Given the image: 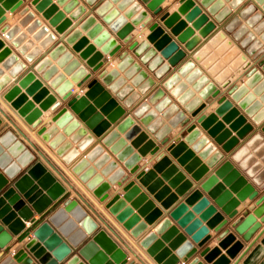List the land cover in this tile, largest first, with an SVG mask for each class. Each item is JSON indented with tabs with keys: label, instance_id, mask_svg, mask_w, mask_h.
I'll use <instances>...</instances> for the list:
<instances>
[{
	"label": "water",
	"instance_id": "water-1",
	"mask_svg": "<svg viewBox=\"0 0 264 264\" xmlns=\"http://www.w3.org/2000/svg\"><path fill=\"white\" fill-rule=\"evenodd\" d=\"M96 1L86 0V3L92 6ZM116 1H121L119 7L127 8L122 17L111 6ZM138 1L145 6V9L134 0H109L96 6L94 14L109 26L118 40L127 44L131 40L129 34L133 31V27L141 24V28L144 29L149 25L152 16L156 17L161 13L160 5L164 0ZM196 1L207 10L209 15L214 17L216 23H224L222 26L224 32L231 36L232 40L249 58L256 60L263 54L264 19L262 14L256 11L253 4L244 5L236 16L227 20L230 12L221 10L219 2L212 4L214 0ZM0 2L3 3L1 9L7 8L10 13L16 11L23 3L22 0H0ZM62 2L68 3L64 11L69 12L70 9L76 8L71 18L83 12V8L77 6L75 0L58 1L59 4ZM243 2L244 0H234L232 5L236 9ZM254 3L260 6L264 12V0H254ZM179 4L180 7L176 13L165 14L160 17L161 25L157 22L150 25L149 34L144 40L138 44L132 43L128 47V50L149 72L153 73L156 79H161L168 72V67L176 66L186 56L185 52L164 31L163 27L176 37V40L183 44L184 49L188 52L192 51L199 43V39L193 37L191 30L187 29L185 23L179 20L180 14L187 15L186 20L194 21L193 28L201 29L200 35L202 37H206L216 28L213 22L208 21L206 15L201 14L200 8L195 6L193 0H179ZM31 5L35 6V10L41 13L45 20H48V24L54 27L58 34H62L70 26L69 20H65L62 13L56 12L54 6L48 7L49 0H32ZM1 9L0 25L5 20ZM147 11L152 16H149ZM22 15L24 18L19 22V25L31 22L25 34L20 33L17 26L3 27L0 33L7 41H10L13 48L17 49V53L24 56V60L30 63L40 54L39 49L33 46L34 41L42 39L39 47L46 48L55 39L48 32V29L42 27L40 21L35 20L34 15L29 13L27 9L22 10ZM126 17L131 19L129 23L125 21ZM242 21H246L245 26L241 25ZM249 28L253 29L251 33H249ZM32 31H36V34L33 35L32 40H26V33H32ZM82 31H88L87 39H94L93 46L88 45L87 40L81 38L80 33ZM256 35L259 36L258 40H255ZM64 42L71 46L73 52L79 54V58L85 61L93 72H97L103 65L101 62L102 54L95 53L94 46L101 47L100 52L109 57L116 55L122 48L116 40L110 39L109 34L103 31L100 24H96L94 17H87L79 25V30H73L69 33L64 38ZM150 45H152L151 48ZM156 52H159L163 59H168L167 66L156 56ZM54 59L57 62L55 66H51V61ZM0 63H2L1 68L3 70L12 67L9 72L12 78L25 70L24 63L19 61L18 56L5 46L2 40H0ZM114 63L117 64V68L112 71L109 69L102 71L98 79L108 87L111 93L116 95L118 100L123 101L122 104L125 108H130L136 101V98H133L135 95L128 96L130 90L125 94L120 93L121 85L118 88L113 87V81L118 77L116 70L129 67V75H135V81H139V84L143 83L138 89L142 93L150 89L154 85V81L148 78L146 72L141 71V67L126 52L120 54ZM58 67L63 69L62 73L57 72ZM258 67H260V71L252 68L246 73L247 80L244 84L232 87L227 91L230 99L237 103V106L256 125H260L264 121V109H262V104H264V59L258 62ZM32 69L40 74L44 81H48V86L55 91L62 101H67L71 97L73 84L80 88L90 78L87 70L78 61L72 59V54L67 52L62 44L55 46L48 57L36 62ZM178 74H190L187 78L189 81L197 80L195 87L204 88L205 99L209 95L214 98L219 94V91L212 84H209L208 79L201 76L199 70L194 69L191 62H185L179 68ZM64 76H69V80L65 81ZM176 82L177 77L172 76L164 83V87L171 90ZM9 83L10 78L3 76L2 70H0V91ZM21 89H24L23 93H21ZM249 89H251L250 94ZM183 91L184 87L179 85L172 91V94L179 97L177 102L184 106V110L191 117H196L203 106L197 109L196 100L188 102L190 100L189 93L180 97L179 95ZM27 96H32L31 102L27 101ZM254 96L259 97L258 101L255 100ZM4 99L33 130L42 121L40 120L42 110L52 113L60 105V102L49 94L48 89L43 87L42 83L35 78L32 71L16 80L14 86L4 94ZM34 103H39V108L35 109ZM156 103H158L155 106L156 111L162 112L167 109L164 116L173 117L170 126H163L160 119L155 120L156 116L153 112H148L150 104L155 105ZM218 105L214 114L200 116L196 119V123L207 131V134L217 145L221 146L223 152L229 153L238 144V141L236 138L230 137V132L224 130L215 116L221 117L222 122L231 123L229 129L236 132V137L239 139H243L250 133L252 126L246 124L245 118L239 116L237 109L233 108L232 104L224 97L219 99ZM69 111L76 115L86 128L97 137L106 131L109 127L108 123L114 124L125 115V111L118 106L109 92L104 90L97 80L89 82L87 92L83 96L72 98L67 102L66 107L52 116L51 121L55 123V128L61 129V134H58L54 127L48 129L41 127L36 130L41 140L61 158L65 165H70L78 154L75 150H71L70 144L65 142L64 137H70L71 133L76 131L70 140L76 142L83 139L77 149H83L92 141L86 136L85 130L79 128L78 121L72 117ZM132 115L140 120V123L154 135L161 146L169 142L167 135L170 133L171 127L175 128L179 124L184 126L189 122L185 114L179 111L175 105H172L160 89H156L146 99V102L138 105L132 111ZM102 117H105L104 121ZM127 129L130 131L125 135V139L130 140L131 137L139 135L132 143L131 148L146 141L138 150L137 155H133L131 148L125 147L124 142L117 139V133ZM261 132L264 134V125L261 127ZM185 133L186 135L181 140L170 142L166 147V152L177 160L178 165L190 175L191 179L198 182L208 172V166L213 167L222 158V154L217 152L215 147L201 136L195 124H190L185 129ZM102 144L122 163L126 171L132 175L135 174L137 183L145 189L146 193L152 196V199L164 211H168V216L154 228L153 232L139 241V246L156 264H178V260L183 258L191 259L188 264H203L193 256L197 253V248H203L210 240L208 229H213L214 232L219 233L228 223L223 215L232 219L237 213L235 209L239 202L246 199L252 201L259 195L258 191L248 184L246 179L229 162L220 165L213 176L208 177L201 184L200 189L206 194V197H203L199 190H193L186 195L192 187L191 182L163 152L155 156V164L151 168L146 166L137 172L136 165L141 157H145L147 154L154 156L159 148L154 142L147 141L144 134H140L139 128L133 125L129 117L122 119L116 126V130L102 139ZM188 146H191L190 150ZM245 147L232 154L231 160L248 178L252 179V183L262 192L264 191L263 138L256 134ZM248 148H255L253 156L261 157L260 163H256L253 156H248ZM195 153L198 154L197 157L194 156ZM35 159V156L11 130H7L0 136V249L11 241V236L3 230V226H6L11 234L18 235L24 229V225L17 220V217L27 221L32 217V211L41 215L49 205L65 192L58 180L39 160ZM95 159L97 160L94 165L89 167L88 161ZM202 160L206 162L202 164ZM32 162L34 163L30 165ZM103 166L104 169L101 173L96 175L95 170L101 169ZM23 169H26L24 173H22ZM71 172L78 177L79 181L95 198L101 203L105 202L104 207L108 213L134 239H137L147 229L146 225L153 224L162 216L161 210L155 208L154 201L149 200L146 193H141L134 181L123 186L122 189L125 194L122 198L115 195L107 200L110 185L118 184L121 186L128 179V176L123 169L117 167L114 161H110L109 155L103 153L99 146L92 148L85 159L72 166ZM108 175H110L108 180L103 183L102 176ZM218 179H221V182H218ZM165 182L166 185H164ZM171 190H174L173 194ZM232 194L235 195V198L232 197ZM178 197L184 198L174 208L170 209L178 201ZM131 200L133 202L129 207H126V201ZM210 200L213 204H210ZM27 205H30V208ZM189 207H192L191 211L188 210ZM217 208L220 209V212L217 211ZM134 210L136 214H134ZM194 214L200 215L198 220H194ZM139 217H144L143 223L140 222ZM256 219H259L260 223L264 222V194L256 201L255 208L240 223L232 224L233 232L240 236L242 241L248 242L260 227V223L256 222ZM171 221H174L185 235L190 236L191 242L186 241L183 234H179L177 228L172 226ZM202 221H207L205 227L201 226ZM86 235L91 236L89 241H86ZM157 235L162 236L161 241H171L168 249L176 251L173 256L169 250L163 248L161 242L156 241ZM235 239L232 232L229 233V231L224 230L219 235L217 247L203 248L199 252V257L207 264H228L226 255L233 258L242 248V244ZM192 243L196 244V247ZM262 245L264 246V240ZM220 250H224L225 255H220ZM263 255L264 251L261 247H256L243 264H259ZM126 259L127 256L124 251L104 230L99 228V225L80 204L74 199H68L60 209L32 232V238L23 248L11 257H6L0 264H126ZM260 264H264V260Z\"/></svg>",
	"mask_w": 264,
	"mask_h": 264
},
{
	"label": "crops",
	"instance_id": "crops-1",
	"mask_svg": "<svg viewBox=\"0 0 264 264\" xmlns=\"http://www.w3.org/2000/svg\"><path fill=\"white\" fill-rule=\"evenodd\" d=\"M59 0H49V5L48 7L54 6L56 8V12L62 13V15L64 16L65 20H69L70 22V26L62 33V34H58L55 31L54 27H51L48 24V20H45L42 17V14L37 12L35 10V6L31 5L32 0H22V5L13 13H10V11L7 8H2L1 6L3 3L0 2V9L3 11V17L5 18L4 22L0 25V30L3 27H8L11 28L13 26H17L19 28L20 33L25 34V31L27 30V28L31 25L30 23H26L24 25H19V22L21 20H23L24 15H22V10L23 9H27L29 13H32L34 15V19L40 21L41 26L42 27H46L48 29V32L51 33L54 36V41L52 43H50L46 48H41L39 47V44L41 42V39L39 41H34L33 42V46L34 48H38L40 51V54L36 57V59H34L32 62H27L26 60H24V56L19 55L17 53V49L13 48L10 44V41H7L4 36L0 33V40H2L5 44V46L9 47L12 52L14 54H16L19 58V61L23 62L25 65V70L21 73H19L15 78H12L9 75V72L11 71L10 69L7 70H3L1 68L2 63H0V70H2L3 76H6L8 78H10V83L7 84L5 86V88L0 91V119H1V124H0V136L2 134H4L7 130H11L15 136L18 138L19 141H21L24 146H26L30 152L35 156V160H39L41 162V164L63 185V187L66 190V193L63 194L62 196H60L56 201H54L51 205H49L41 215H38L37 213H35L34 211H32V217L30 219H28L27 221H24L23 219H21L20 217H17V220H19V222H21L24 225V229L18 234V235H13L11 234L8 230L6 226H3V230L11 236V241L9 243H7L3 248L0 249V263L6 258V257H11L15 252H17L19 249L23 248L24 245L32 238V232L38 227L40 226L44 221H46L48 219L49 216H51L55 211H57L58 209H60L63 206V203L68 200V199H74L76 200L80 206L83 207L84 210L87 211V213L92 217V219L99 225V228H101L102 230H104L106 232V234L124 251V253L127 256V263L126 264H156L154 262V260L146 253V251H144L140 246H139V241L142 240L145 236H147L148 234L152 233L154 228L164 219L166 218L167 212L168 211H164L160 205L155 202L152 199V196L148 195V193H146L145 189L142 188L136 181L135 179V174H130L128 171L125 170V168L123 167L122 163H120L114 155H112L108 148L104 147V145L102 144V139L109 134L112 131L116 130V126L119 124V122H121L122 119L129 117L131 118L133 125L138 127L140 130V134H144L147 138V141H152L154 142V144L156 146H158L159 150L158 152L154 155L151 156L150 154H147L145 157H141V160L137 163V172L140 171L141 169H143L144 167H148L151 168L154 164H155V156L160 153L163 152L165 153L168 158L170 159V161L172 162L173 165H175L178 170L180 172H182L184 174V176L186 177L187 180H189L192 184L191 189L188 191V193H186V195H188L190 192H192L193 190H199L202 194L203 197H206V194L200 189L201 184L210 176H213L214 172L217 170V168L222 165L224 162H229L234 169H236L241 176H243L247 183L250 184L255 190L258 191L259 195L256 199L249 201L248 199H246L243 202H239V205L236 207V215L232 218L229 219L227 216H224V219H226L228 221L227 225L219 232L216 233L214 232L213 229H208V235L211 237L210 240L204 245L203 248H208V249H212L214 247H217V244L219 242V235L221 232H223L224 230H227L230 232H232L235 235V240L239 241L242 244V248L241 250L235 255V257L230 258L226 255V259L228 261V264H236V262H238L237 264H243V262L249 257V255L251 254V252L256 248V247H261V249L264 251V246L262 245V242L264 240V222H259V219H256L257 222L260 223V227L259 229L253 234V236L251 237V239L248 242H244L242 241V239L240 238V236H238L237 234H235L233 232L232 229V224L233 223H240L245 216L251 212L252 209L255 208V204L256 201L260 198V196H262V194H264V191L260 192L258 187H256L253 183H252V179L248 178L245 173L240 170V168L238 167V165L236 163H234L231 160V156L232 154H234L238 149L240 148H246L245 145L248 143V141L256 134H259L264 141V134L261 132V127L264 125V121L260 124V125H256L252 122V119L248 116H246L244 114V111L241 110L238 106L237 103L233 102L230 97L227 95V91L232 88V87H238L242 84H244L247 80L246 78V73L251 70L252 68H256L257 70L260 71V67H258V62H260V60L264 59V43H262V50H263V54L256 60H252L251 58H249L244 51L238 46V44L232 40L231 36L226 34L222 28L223 24H218L214 21V17L209 15L207 13V10L205 8H203L198 1L193 0L195 3V6H198L200 8L201 14L202 15H206L208 18L209 22H213L216 26V28L206 37H202L200 35V31L201 29L199 28H193V22L194 21H190V20H186V16L187 15H183L180 14L179 15V20L185 23V26L187 29H190L193 37H196L199 39V43L192 49V51H186L184 49V45L180 44L177 40L176 37L172 36L169 31L163 27L164 31L166 33H168L170 35V37L172 38V40L179 46V48L185 52L186 56L184 57V59L182 61H180L179 64H177L174 67H168V72L161 78V79H156L153 76V73L149 72L146 67L144 65H142L138 59L128 50V47L132 44V43H140L142 40H144V38L149 34L148 28L150 27L151 24H153L154 22H157L159 25H161L160 23V17L163 15H171L173 13L177 12V9L180 7L179 4V0H164L163 3L160 5L161 8V13L154 17L152 16V14L147 11L149 16H152V21L149 23V25H147L144 29L141 28V24L137 27H133V31L129 34V36H131V40L127 43V44H123L122 41L118 40V38L116 37V34L114 32H112L109 29V26L104 24L102 22V19L99 18L98 16H96L94 14V9L96 6H98L99 4H101L104 1H109V0H97L92 6H90L89 4L86 3V0H75L77 2V6L82 7L83 8V12L76 15V17L71 18L72 14H74L76 8L70 9V11H64V8L67 6V2H62V3H58ZM134 2H138L142 8L145 9V6L143 4H141L138 0H134ZM216 2H219L221 5V10H226L228 12H230V16L227 18L230 19L234 16H236L238 14V12L244 7V5L246 4H253L256 8L257 12H260L263 16L264 19V12L261 10L260 6H258L256 3H254V0H244V2L235 9V7H233V2L234 0H214L212 4H215ZM121 3V1H116L115 3L111 4L112 8L114 10L117 11L118 15L120 17H122L125 12L127 11V8H121L119 7V4ZM47 7V8H48ZM174 8V9H173ZM87 17H94L96 20V24H100L103 28L104 32H107L110 36V39H114L116 40L119 44H121V50L114 55L113 57H109L108 55H105L103 53H101V47H97L94 46V50L95 53H99L102 54V60L101 62L103 63L101 69H99L97 72H93L92 69H90L85 61L81 60L79 58V54L75 53L72 51L71 46H68L65 42H64V38L71 33L73 30H79V25L87 18ZM76 18V19H75ZM127 19H125V21L127 23H129L131 21V19H129L128 17H126ZM245 22L246 21H242L241 25L245 26ZM146 29V30H145ZM249 33L252 32V28H249ZM87 33L88 31H82L81 34V38H84L87 40L88 45L93 46V41L94 39H87ZM224 34V37L227 38L225 40H223V42L221 43H214L213 44V39H216L220 34ZM36 34V31H32V33H26V40L30 41L32 40L33 35ZM218 35V36H217ZM216 37V38H215ZM259 36H255V40H258ZM212 41V42H211ZM212 43V46H210L211 48H209V45ZM227 44V46H225V44ZM58 44H62L65 46L66 51L70 52L72 54V59L76 60L79 62V64L84 67L87 72L90 74V78L80 87L77 88L76 84H73V88L71 90V97L67 100V101H62V99L60 97H58L55 93V91L53 89H51L48 86V81H44L41 77L40 74H37L36 72L33 71L32 66L40 61L42 58H47L49 53L51 52V50L57 46ZM223 44V45H222ZM214 45V46H213ZM219 45V46H217ZM236 47L237 49H235L234 47ZM152 47V45H150V48ZM233 48V49H232ZM212 49V50H211ZM216 49V50H215ZM232 49V50H231ZM233 51V52H232ZM128 53L130 54V56L133 58L134 62H136L142 69V71L146 72L148 78H151L154 81V85L148 89L145 93L139 92V87L141 85L137 84L134 85L132 84L133 80L135 79L134 75L131 76V78H128L126 80V78H124V74L127 71L124 72H118V77L122 78L125 80V83L123 85V87L121 88V90L130 87V92L129 95L130 97H132L133 95L136 96V101L134 102V104L130 107V108H125L122 104L123 101H120L116 98V95L111 93L108 90V87L103 85L100 80L98 79L99 74L106 70L109 69V71H111L112 69H116L117 64L114 63V65L112 66V62H114L116 60V58L118 56H120V54L122 53ZM217 53V54H216ZM221 54V55H220ZM230 54V55H229ZM233 55H239L242 58H244V62L240 61V63L237 61L238 59H232ZM156 56L159 57L163 64L167 66V62L168 59H163L162 57H160V53L156 52ZM230 57V58H229ZM239 57V60H240ZM247 59V60H246ZM58 60V59H57ZM233 61V62H232ZM237 64L236 67V71L234 70V72L232 71V67L236 66V64L234 65L235 62ZM57 61L52 60L51 61V66H55ZM185 62H191L194 66V69H197L200 71L201 76H204L208 79L209 84H212L214 86V88L216 90L219 91V94L216 97H212L211 95H209L206 99L204 98L203 95V91L204 88H197L195 87L197 80H190L187 79L189 77L190 74L187 75H181L178 74V70L179 68L185 63ZM230 63V64H229ZM233 64V66L231 67V65ZM224 64V65H223ZM228 66L229 69H227L226 65ZM204 66V67H203ZM112 68V69H111ZM62 68H57V72L58 73H62ZM32 71L35 78L37 80H39L43 87H46L48 89V91L54 95V97L56 98V100L58 102H60L59 107H57L52 113H48V111H42V116L40 117V120H42L40 122V124L38 125V127L36 129H32L25 121L22 117H20L17 113L16 110H14L11 106L10 103L7 102L4 99V94L15 84V81L22 78L27 72ZM223 71V72H222ZM209 72V73H208ZM220 75H219V74ZM262 73V72H261ZM215 74V75H214ZM172 76H176L177 77V82L176 85L169 90L168 88L164 87V83ZM65 77V81L69 80V76H64ZM264 77V74H263ZM221 79V83H219L217 81V79ZM92 80H97L102 87L104 88V90L108 91L110 96L117 102L118 106H120L124 111H125V115L119 119L116 123L112 124V123H108V128L106 129V131L100 136L97 137L95 136L90 130H88L85 126V124L83 122H81L76 115H74L71 111L70 114L72 115V117L78 121L79 123V128H83L86 132V136H88L89 138H91V143H88V145L84 146L83 149H77L79 144L82 143L83 139H79L76 142H73L70 140V138L75 135L76 131L71 133L70 137L66 136L65 138V142H68L71 146V150H75L78 154V156H76V158L72 161V163L70 164V166L65 165L61 160V158H59L55 152L53 150H51L46 143H44L41 138L37 135L36 130H38L41 127H44L46 129L50 128V127H54L55 123L51 121L52 116H54L60 109L66 107L67 102H69L72 98L76 97V96H80L78 92H81V96H83L86 92H87V85L89 82H91ZM226 81V82H225ZM220 84V85H219ZM179 85H182L184 87V91L183 93H181L179 96L181 97L183 94L185 93H189L190 94V100L188 102H191L192 100H196L197 101V109L200 108L201 106H203V108L200 110V112L197 114L196 117H191V115L189 113H187L184 110V106L180 105L177 100L179 97H176V95L172 94V91ZM156 89H160L163 94L164 97L168 98L171 102L172 105H175L179 111L183 112L186 116V118H188L189 122L187 124H185L184 126H181V124H179L178 126H176L175 128L171 127V131L170 133L167 135L169 138V142L166 143L165 145L161 146L156 139L154 138V135L151 134L147 128L145 126H143V124L140 123V120L136 119L133 115H132V111L141 103L146 102V99L156 90ZM24 92V89H21V93ZM251 93V89H249V94ZM225 98L226 100H228L231 104L233 108H236L239 116H243L246 120V124H250L252 126V131L250 133H248L243 139H239L236 137V132L230 131L229 126L231 123H225L221 121V117L219 116H215L217 122H220L224 128V130H228L230 132V137L236 138V140L238 141V144L232 149L231 152L229 153H225L222 151L221 146L217 145L214 140L207 134V131L203 130L197 123H196V119L200 116H208L210 114H214L215 110L218 108V101L220 98ZM255 100L258 101L259 97L258 96H254ZM27 101L31 102L32 101V96H27ZM158 103H156L155 105H151L149 106V111L148 112H153L156 116L155 120L160 119L163 123V126H170V122L172 121L173 117L168 116L165 117L164 114L167 111V109H164L162 112H158L155 110V106ZM188 104V103H187ZM34 108H39V103H34L33 104ZM262 109H264V104H262ZM96 112H98V110H96ZM23 120V121H21ZM102 120H105V117H102ZM190 124H195L197 129L200 131L201 136L206 138V140L208 141L209 144H212L217 152H220V154H222V158L213 166V167H209L208 166V172L202 177V179L200 181H194L193 179L190 178V175H188L187 173L184 172L183 168L180 167L177 163L176 159H173L170 155H168V153L166 152V147L168 146V144L172 141H178L181 140L185 135V129L190 125ZM55 128V127H54ZM56 132L58 134H61V129L55 128ZM130 131V129H127L125 131H120L117 133V139L118 140H122L125 144V147H129L131 148V145L133 142H135V140L137 139V137L139 135H136L134 137H131L130 140L125 139V135ZM70 140V141H69ZM146 142V141H145ZM144 142V143H145ZM139 144L138 146H134L131 148L133 155H137L138 154V150L143 146V144ZM95 146H99L102 148L103 153L108 154L110 157V161H114L117 164L118 168H121L124 170L125 174L128 176V179L121 184V186H119L118 184H114V185H110V190L108 191V199L110 200L113 196L118 195L120 198H122L124 196V192H123V186H125L128 182H132L134 181L135 184L140 188L141 193H146L148 195L149 200H153L154 204H155V208H159L162 212V216L159 217L153 224L151 225H146L147 229L137 238L134 239L130 236V234L122 227L121 224H119L113 216H111L108 211L105 209L104 207V203H101L98 199H96L92 193L86 188V186L81 183L78 179L77 176H75L72 172H71V167L74 166L75 164H77L79 161L85 159V156L87 154L90 153V151L92 150V148H94ZM188 149H191V146H188ZM255 149V148H254ZM254 149L252 148H248L247 152H248V156H253V152ZM52 154V155H51ZM56 155V156H55ZM197 153L194 154L195 157H197ZM55 156V157H54ZM56 158V159H55ZM59 158V159H58ZM254 161L256 163H260L261 161V157H254ZM61 163H59L58 161ZM97 159H95L94 161H88V166L92 167L94 165V163L96 162ZM206 161L202 160L201 163L204 164ZM34 162H32L30 165H32ZM29 165V166H30ZM28 166V167H29ZM27 167V168H28ZM104 169V166L101 167V169H97L95 170V174L99 175L101 173V171ZM26 169L22 170V173L25 172ZM262 170H264V164H262ZM71 172V173H70ZM21 173V174H22ZM20 174V175H21ZM19 175V176H20ZM18 176V177H19ZM110 175L108 176H102V182L106 183V181L108 180ZM17 177V178H18ZM159 177V175H158ZM218 182H221V179H218ZM11 184V183H10ZM164 185H166V182L164 183ZM171 193H174V190H171ZM185 195V196H186ZM184 196V197H185ZM184 197H178V201L170 208H174L179 202H181L183 200ZM232 197L235 198V195L232 194ZM133 202V200L131 201H126V207H129L130 204ZM210 204H213V202L210 200ZM30 208V205H27ZM192 207H189L188 210L191 211ZM217 211L220 212V209L217 208ZM136 211L134 210V214ZM198 214H194V220H198L199 219ZM139 220L141 223H143L144 221V217H139ZM206 222L207 221H202L201 222V226L205 227L206 226ZM172 226H175L179 232V234H183L186 238V241H190V236H187L183 233V230L180 229L179 227H177L176 223L174 221H171ZM161 235H157L156 236V241L161 242L162 246L164 249H168V246L170 244L171 241L165 242V241H161ZM86 241H89L91 236L86 235ZM63 241H65V239L62 238ZM85 241V242H86ZM84 242V243H85ZM215 242V245L213 244ZM83 243V244H84ZM193 244V243H192ZM213 245V246H212ZM194 247H196V244H193ZM198 249L197 248V253L193 256L194 258H198L203 264H207L206 262L203 261L202 258L199 257V252L203 249ZM100 251V250H99ZM171 256H173L175 254V250H169ZM220 255H225V251L224 250H220ZM29 257H31L30 254H28ZM192 257V258H193ZM191 259H179L178 260V264H188V262H190ZM264 260V255L262 256V258L259 261V264ZM33 261H35L33 259ZM58 264H62V263H58Z\"/></svg>",
	"mask_w": 264,
	"mask_h": 264
},
{
	"label": "bare ground",
	"instance_id": "bare-ground-1",
	"mask_svg": "<svg viewBox=\"0 0 264 264\" xmlns=\"http://www.w3.org/2000/svg\"><path fill=\"white\" fill-rule=\"evenodd\" d=\"M174 9V8H173ZM218 36V35H217ZM216 38V37H215ZM225 39H227V38H225L224 37V34H220L216 39H213L214 41H213V44L214 43H221V42H223V40H225ZM42 40V39H41ZM212 42V41H211ZM227 44L228 43H226L225 44V46H227ZM223 45V44H222ZM210 46H212V43L209 45V48H211ZM214 46V45H213ZM217 46H219V45H217ZM49 47V46H48ZM233 47H234V45H233ZM235 49H237L236 47H234ZM233 49V48H232ZM231 49V50H232ZM212 50V49H211ZM216 50V49H215ZM233 52V51H232ZM217 54V53H216ZM221 55V54H220ZM230 55V54H229ZM239 55H233V58L232 59H238L237 61L240 63V61H242V62H244V58H242L241 59V57H240V60H239ZM230 58V57H229ZM36 59V58H35ZM247 60V59H246ZM235 62L234 63V65L236 64V63H238V62ZM233 62V61H232ZM112 64V66L114 65V62H112L111 63ZM230 64V63H229ZM232 64V63H231ZM224 65V64H223ZM226 65V64H225ZM229 66V65H228ZM228 66L226 65V67H227V69H229L228 68ZM233 66V64L231 65V67ZM204 67V66H203ZM236 67H237V64H236V66H234V67H232V71L234 72V70L236 69ZM117 68V67H116ZM112 69V68H111ZM113 70V69H112ZM111 70V71H112ZM129 70H130V68L128 67V68H126V69H124V68H118L117 70H116V72L118 73V72H124V71H127V72H125V74H124V78H126V80L128 79V78H131V74L129 75ZM141 71H142V69H141ZM236 71V70H235ZM223 72V71H222ZM209 73V72H208ZM235 73V72H234ZM126 74H128V75H126ZM219 74V73H218ZM215 75V74H214ZM220 75V74H219ZM134 77H135V79L133 80V82H132V84H134V85H137V84H139V81H135L136 80V76L134 75ZM217 81L219 82V83H221V79L219 78V79H217ZM226 82V81H225ZM123 83H125V80L124 79H122V78H120V77H117L114 81H113V87L114 88H118L120 85H121V87H120V89H119V92L120 93H122V94H125L126 92H128L131 88L130 87H127V88H125V89H123V90H121V88L123 87L122 86V84ZM143 83H140L139 85H142ZM124 85V84H123ZM220 85V84H219ZM81 90H80V92H78L79 93V95L81 96ZM49 94L50 95H53V94H51L50 92H49ZM54 96V95H53ZM134 99L136 98V96H134L133 97ZM43 111V110H42ZM0 121H1V119H0ZM21 121H23V120H21ZM40 137V136H39ZM52 155V154H51ZM56 156V155H55ZM54 156V157H55ZM60 158V157H59ZM58 158V159H59ZM56 159V158H55ZM59 160H61V159H59ZM58 161V160H57ZM62 161V160H61ZM61 161L59 162V163H61ZM67 166H70V165H67ZM71 173V172H70ZM59 182V181H58ZM60 183V182H59ZM61 184V183H60ZM61 186L63 187V185L61 184ZM64 188V187H63ZM64 190H65V188H64ZM66 193V190H65V192H64V194ZM62 196V195H61ZM97 199V198H96ZM82 207V206H81ZM83 208V207H82ZM86 211V210H85ZM87 212V211H86ZM88 214V213H87ZM89 215V214H88ZM90 216V215H89ZM91 217V216H90ZM92 218V217H91ZM257 222V221H256ZM214 245H215V242L213 243ZM213 246V245H212Z\"/></svg>",
	"mask_w": 264,
	"mask_h": 264
},
{
	"label": "rangeland",
	"instance_id": "rangeland-1",
	"mask_svg": "<svg viewBox=\"0 0 264 264\" xmlns=\"http://www.w3.org/2000/svg\"><path fill=\"white\" fill-rule=\"evenodd\" d=\"M263 195V194H262Z\"/></svg>",
	"mask_w": 264,
	"mask_h": 264
}]
</instances>
